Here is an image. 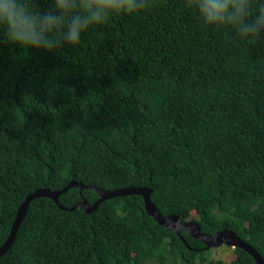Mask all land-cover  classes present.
I'll use <instances>...</instances> for the list:
<instances>
[{"label": "trees", "instance_id": "obj_1", "mask_svg": "<svg viewBox=\"0 0 264 264\" xmlns=\"http://www.w3.org/2000/svg\"><path fill=\"white\" fill-rule=\"evenodd\" d=\"M41 10L49 0H37ZM146 187L163 216L233 232L264 262V43L203 27L180 0L92 28L58 53L0 43V247L36 190ZM34 199L0 264H214L140 195ZM229 264H256L235 248Z\"/></svg>", "mask_w": 264, "mask_h": 264}, {"label": "clouds", "instance_id": "obj_2", "mask_svg": "<svg viewBox=\"0 0 264 264\" xmlns=\"http://www.w3.org/2000/svg\"><path fill=\"white\" fill-rule=\"evenodd\" d=\"M49 4L41 10L37 0H0V43L47 53L75 49L92 28L117 15L147 10L153 0H49ZM180 7L205 28L264 43V0H180ZM23 258L31 264L30 254Z\"/></svg>", "mask_w": 264, "mask_h": 264}, {"label": "water", "instance_id": "obj_3", "mask_svg": "<svg viewBox=\"0 0 264 264\" xmlns=\"http://www.w3.org/2000/svg\"><path fill=\"white\" fill-rule=\"evenodd\" d=\"M71 188H78L80 191L83 188L93 189L99 196V199L93 204L88 205L86 200H83L80 203V206L86 213H91L95 211L98 205L110 198L121 197L126 195H140L144 201V208L146 213L153 217L154 220L162 227L174 231L176 234H180L181 231H186L195 239L201 241L206 249L215 248L221 245H226L231 248H239L246 253H248L256 262V264H264L262 258L258 252L253 249L249 244L244 240L237 237L233 232L230 231H219L214 236L207 235L201 231L200 226L196 222L192 221H182V219L176 215L163 216L160 212L157 211L155 206L150 201L151 190L146 187H134V188H125L114 191H101L97 190L91 186H83L77 182H70L66 187L59 191H49L45 189L36 190L32 194L28 195L24 201L19 205L14 222L12 223L9 235L5 243L0 247V256L5 254L10 248L11 244L14 242V238L17 232L18 227L20 226L22 220L25 217L26 211L29 204L34 200L41 197L49 198L57 205V207L63 211H71L76 208L74 205L71 208H66L59 203V197L67 190Z\"/></svg>", "mask_w": 264, "mask_h": 264}, {"label": "rangeland", "instance_id": "obj_4", "mask_svg": "<svg viewBox=\"0 0 264 264\" xmlns=\"http://www.w3.org/2000/svg\"><path fill=\"white\" fill-rule=\"evenodd\" d=\"M210 252L208 258L214 264H229L235 257L234 248L221 245L215 248L208 249Z\"/></svg>", "mask_w": 264, "mask_h": 264}]
</instances>
